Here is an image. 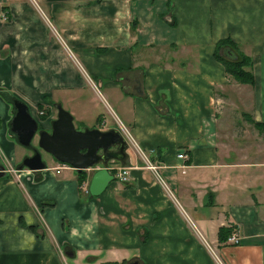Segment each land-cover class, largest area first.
Returning <instances> with one entry per match:
<instances>
[{
    "label": "crops",
    "instance_id": "crops-1",
    "mask_svg": "<svg viewBox=\"0 0 264 264\" xmlns=\"http://www.w3.org/2000/svg\"><path fill=\"white\" fill-rule=\"evenodd\" d=\"M226 38L264 62V0H0V164L27 154L8 94L130 145L98 197L58 163L0 178V264H264V70L228 76Z\"/></svg>",
    "mask_w": 264,
    "mask_h": 264
},
{
    "label": "water",
    "instance_id": "water-1",
    "mask_svg": "<svg viewBox=\"0 0 264 264\" xmlns=\"http://www.w3.org/2000/svg\"><path fill=\"white\" fill-rule=\"evenodd\" d=\"M226 51L231 50L227 48ZM12 106L15 112L10 121V132L20 146L32 151V155L22 160L17 171L47 170L48 163L43 158L46 153L57 163L68 165L77 173L94 171L89 186V192L94 197L100 196L114 181L115 177L108 165L113 161L124 162L130 149L121 131H101L97 128L78 130L72 114L60 104L56 105L57 118L52 120L50 129H41L39 121L24 101L15 97ZM36 136L38 146H33ZM100 165L103 167L98 168ZM7 174V167L0 164V178Z\"/></svg>",
    "mask_w": 264,
    "mask_h": 264
},
{
    "label": "trees",
    "instance_id": "trees-1",
    "mask_svg": "<svg viewBox=\"0 0 264 264\" xmlns=\"http://www.w3.org/2000/svg\"><path fill=\"white\" fill-rule=\"evenodd\" d=\"M227 48L230 49L232 52L236 53V57H237L236 59H231V58L228 59L223 55V50ZM238 52H239V46L235 44L232 39L226 38V39L220 40L216 44L214 55L216 59L224 66L225 71L228 74V76H230L231 78H233L236 82L240 84L253 86L255 82V78L253 76L252 70H250L251 69V59L249 57H246L245 55H241ZM6 98L12 105V99L15 98V96L8 94ZM56 105L57 104H55V108H56ZM38 107H40L43 110L45 105H39ZM49 110L50 109H48L47 107L46 112L48 113H45V111L42 112V119L44 116L47 117V115L50 114ZM254 124L255 126L264 130V123H261V124L254 123ZM12 136L14 135L12 134ZM78 177H79L80 184L84 185L87 180L86 173L85 172L79 173ZM30 229H32L33 231H36V228L34 227H31ZM233 232H234L233 228L221 227L219 230V242L221 244H225Z\"/></svg>",
    "mask_w": 264,
    "mask_h": 264
},
{
    "label": "rangeland",
    "instance_id": "rangeland-1",
    "mask_svg": "<svg viewBox=\"0 0 264 264\" xmlns=\"http://www.w3.org/2000/svg\"><path fill=\"white\" fill-rule=\"evenodd\" d=\"M235 43V42H234ZM236 44V43H235ZM235 53V52H234ZM238 53H240L241 55H245L246 57H249L250 59H251V69L250 70H252V72H253V76H254V70H258V71H260V70H264V62H262V61H260V62H258L257 60L256 61H253V59H252V57L251 56H249V55H247V54H244L242 51H241V49L239 48V52ZM235 55H236V53H235ZM254 78H255V76H254ZM254 85H255V82H254ZM253 85V86H254ZM45 105V104H44ZM47 107H48V109H50L49 110V115H47V117L46 116H44L43 117V119H42V112L43 111H45V113H48V112H46V110H47ZM220 107V106H219ZM220 109V108H219ZM32 114H33V116L36 118V120H38L39 121V123H40V126L41 127H43V126H51V125H49V121L51 120V119H56L57 118V110H56V108H55V104L53 105V104H50V105H45V107H44V109L42 110L40 107H35V109L31 112ZM238 118V117H237ZM237 120V119H236ZM236 123H237V121H236ZM50 129V128H49ZM32 145L33 146H38V136H36L35 138H34V140H33V142H32ZM22 147V146H21ZM24 150H25V152L27 153L26 154V156H29V155H32V151L31 150H29L28 148H24V147H22ZM25 156V157H26ZM43 158H44V160L48 163V168H50L51 166L50 165H52V163L53 164H57V162L56 161H54L48 154H46V153H44L43 154ZM54 162H56V163H54ZM22 164V162H20L19 164H18V166H20ZM58 165H60V163H58L57 164V166ZM62 165V164H61ZM55 168V167H54ZM14 169H16L15 167H14ZM67 170H73V169H67ZM87 172H90V170L89 171H86L85 173H86V175H87ZM11 175H12V177H14L15 178V175H16V173H11ZM170 190L173 192V188H171L170 187ZM168 193H170V192H168ZM209 241V240H208Z\"/></svg>",
    "mask_w": 264,
    "mask_h": 264
},
{
    "label": "built area",
    "instance_id": "built-area-1",
    "mask_svg": "<svg viewBox=\"0 0 264 264\" xmlns=\"http://www.w3.org/2000/svg\"><path fill=\"white\" fill-rule=\"evenodd\" d=\"M184 153H180L178 155V158L179 159H184ZM149 168L152 169V170H155L156 168L153 167L152 165H149ZM64 169H72L71 167H69L68 165H65V164H60L57 168H55L53 171L56 173V174H60ZM110 169V168H109ZM17 173V170H14V169H9L7 168V173ZM115 172V171H114ZM116 178L119 180V182L121 183H127L129 181L128 179V176H129V173L127 171V169H117V173L115 174ZM227 244L229 245H232V246H238L240 245V238H239V234L238 232L234 231L228 241H227Z\"/></svg>",
    "mask_w": 264,
    "mask_h": 264
},
{
    "label": "flooded vegetation",
    "instance_id": "flooded-vegetation-1",
    "mask_svg": "<svg viewBox=\"0 0 264 264\" xmlns=\"http://www.w3.org/2000/svg\"><path fill=\"white\" fill-rule=\"evenodd\" d=\"M12 108H13V106H12ZM13 112H15L14 109H13ZM54 119H55V118H54ZM39 125H40V123H39ZM40 128L43 129L41 126H40Z\"/></svg>",
    "mask_w": 264,
    "mask_h": 264
}]
</instances>
